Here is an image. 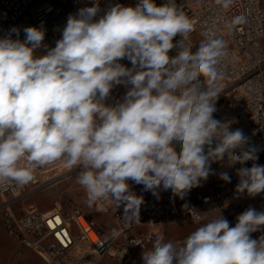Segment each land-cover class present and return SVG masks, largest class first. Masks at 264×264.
<instances>
[{
    "label": "clouds",
    "instance_id": "9594fccd",
    "mask_svg": "<svg viewBox=\"0 0 264 264\" xmlns=\"http://www.w3.org/2000/svg\"><path fill=\"white\" fill-rule=\"evenodd\" d=\"M100 11L97 0L70 14L54 48L43 45V28H24L23 40L15 27L0 37V182L26 185L38 167L60 162L80 169L89 203L111 197L136 217L143 199L129 180L154 196L162 188L183 199L208 178L211 163L226 159L253 161L237 169L238 194L264 192L256 149L246 147L241 129L213 117L224 42L208 37L193 52L184 43L193 23L175 0L116 4L96 19ZM42 46L46 54L36 56ZM121 84L131 85L123 100L106 105ZM220 179L231 180L227 172ZM201 219L192 216L199 226L179 245L157 235L142 264H264V236L250 237L264 226V212L250 207L234 227L221 213Z\"/></svg>",
    "mask_w": 264,
    "mask_h": 264
},
{
    "label": "built area",
    "instance_id": "2783aa9c",
    "mask_svg": "<svg viewBox=\"0 0 264 264\" xmlns=\"http://www.w3.org/2000/svg\"><path fill=\"white\" fill-rule=\"evenodd\" d=\"M97 0H0V37L13 27L20 30L19 38H25L23 29L37 27L45 30L44 42L54 48L62 37L68 16L75 15L80 8L91 7ZM168 0H154L157 6ZM103 15L111 6L120 4L135 7L139 0H98ZM176 5L193 23V31L185 45L195 52L200 43L208 37L221 39L224 55L217 64L219 78L215 82L216 111L213 117L230 124V130L241 129L248 138L246 147L256 149L258 165H264V7L260 0H232L225 7L216 0H175ZM237 18H241L237 20ZM13 38L15 34H13ZM182 37L173 39L174 45ZM47 49L44 50V55ZM179 47L170 50L175 56ZM132 68L127 59L119 61ZM201 77V90H204ZM123 84L114 86L106 105L117 103ZM177 152L180 146L176 145ZM237 153L239 150H236ZM224 161H227L226 159ZM247 161L240 167H251ZM79 169L65 168L60 162L38 167L34 179L26 185L15 182H0V212L5 231L24 246L36 252L47 264H97L103 255L118 258L122 264H131L136 249L145 248L170 223L192 222V216L223 215L230 227L237 223V217L248 208L264 212V192L249 196L238 194L236 188L216 187L214 178L203 183L206 191L194 197L177 202L157 200L150 191L144 193L139 215L124 213V206L116 207L111 198L94 201V210L108 213L114 229L107 233L78 206L68 211L54 206L41 211L34 205L17 214L13 203L36 192L53 178ZM79 171V170H78ZM88 198L89 195L86 192ZM138 227L144 230H138ZM264 236V226L250 234L258 240Z\"/></svg>",
    "mask_w": 264,
    "mask_h": 264
},
{
    "label": "crops",
    "instance_id": "0c3cea01",
    "mask_svg": "<svg viewBox=\"0 0 264 264\" xmlns=\"http://www.w3.org/2000/svg\"><path fill=\"white\" fill-rule=\"evenodd\" d=\"M262 7H264V0H260ZM237 169H239L238 163L232 166H229L227 161L213 162L210 166V175L208 178H214L216 181V187L222 189L236 188L239 183V177L237 175ZM227 172L230 176V182H225L220 179V173ZM207 178V179H208ZM205 180L200 182V186L192 188L183 199L178 196H174L172 190H163L158 189L159 196H154L157 200H174L177 202L186 200L188 198L194 197L197 193H202L206 191L204 185ZM128 184L130 185V191H132L137 197H143L144 193L147 192L144 190L143 185L136 184L134 181L129 180ZM151 192V191H150ZM152 193V192H151ZM111 198V197H109ZM111 200H113L111 198ZM114 201V200H113ZM116 207H120L122 202H117ZM33 203L41 211H47L52 209L54 206H50L49 202L43 206H39L36 203L35 198L33 197ZM89 217L95 222L97 227L107 233L111 232L114 229L111 217L108 213L97 212L88 209ZM23 213V212H21ZM17 213V214H21ZM1 216V215H0ZM219 216V215H215ZM204 219L201 220V223H204ZM199 225L193 222H178L170 223L162 227L159 231V234H163L165 241L173 242L176 245H179L184 241V239L194 231ZM138 230H144L142 227H138ZM156 235V236H157ZM156 236L152 241L155 240ZM152 241L145 248H138L135 250L131 264H142V254L143 251H148L152 246ZM0 264H46V262L32 249L24 246L17 239L10 236L4 229L2 217L0 218ZM97 264H122L118 258L111 257L108 255L101 256Z\"/></svg>",
    "mask_w": 264,
    "mask_h": 264
},
{
    "label": "rangeland",
    "instance_id": "374dc122",
    "mask_svg": "<svg viewBox=\"0 0 264 264\" xmlns=\"http://www.w3.org/2000/svg\"><path fill=\"white\" fill-rule=\"evenodd\" d=\"M127 91V88L124 87L120 90L117 103L123 100ZM78 170L80 171V169H77L76 171L59 175L31 195L16 200L12 205L14 211L21 213L29 205L36 206L33 203L34 197L39 206L49 202L50 206H60L65 211H68L71 206H78L89 215L88 209L95 211L94 201L89 203L90 198L87 197L86 190L77 182ZM2 201L3 198L0 196V204Z\"/></svg>",
    "mask_w": 264,
    "mask_h": 264
},
{
    "label": "bare ground",
    "instance_id": "6f19581e",
    "mask_svg": "<svg viewBox=\"0 0 264 264\" xmlns=\"http://www.w3.org/2000/svg\"><path fill=\"white\" fill-rule=\"evenodd\" d=\"M43 45H46V43L43 41ZM44 50L45 48L42 46L40 49H37L36 52H35V55L36 56H42L44 55Z\"/></svg>",
    "mask_w": 264,
    "mask_h": 264
},
{
    "label": "water",
    "instance_id": "95a60500",
    "mask_svg": "<svg viewBox=\"0 0 264 264\" xmlns=\"http://www.w3.org/2000/svg\"><path fill=\"white\" fill-rule=\"evenodd\" d=\"M214 146V145H213ZM205 151H207V149H205Z\"/></svg>",
    "mask_w": 264,
    "mask_h": 264
}]
</instances>
